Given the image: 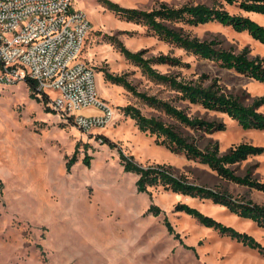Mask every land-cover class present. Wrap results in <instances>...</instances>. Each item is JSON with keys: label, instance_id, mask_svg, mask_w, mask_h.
I'll list each match as a JSON object with an SVG mask.
<instances>
[{"label": "rangeland", "instance_id": "rangeland-1", "mask_svg": "<svg viewBox=\"0 0 264 264\" xmlns=\"http://www.w3.org/2000/svg\"><path fill=\"white\" fill-rule=\"evenodd\" d=\"M125 8L150 10L158 2L170 5L202 3L222 5L231 14L249 16L264 25V15L244 13L224 0H111ZM73 6L86 13L92 28L82 59L96 72L100 96L116 111L108 126L84 133L71 121L59 116L48 103L30 96L26 81L13 85L0 82V264H264V256L242 243L200 225L194 218L176 210L187 204L217 221L255 237L264 246V229L238 217L209 199L190 198L150 187L140 193L139 176L126 172L119 150L143 167L166 166L191 183L227 192L235 199L250 200L264 206V191L220 178L208 166L174 154L155 136L139 131L123 108L133 105L148 117H157L179 127L204 149L218 142L221 152L243 143L264 147V130H243L226 115L205 112L177 102L190 116L219 120L226 130L213 134L193 131L177 124L163 112L148 107L119 85L104 78V70L127 74L138 89L169 98L171 94L144 77L108 41L115 36L131 51L149 49L150 55L167 53L171 47L153 36L144 26L128 22L106 9L97 0H73ZM202 40H215L220 47L236 53L248 48L251 57L264 58V45L246 32L210 23L186 27ZM191 64L189 69L157 66L160 72L177 73L188 78L202 74L219 79L226 93L246 104L264 97V84L218 64L199 60L176 49ZM42 98L43 95H37ZM264 111V105L260 108ZM82 114L93 115V109ZM105 136L117 145L110 148L100 141ZM79 145L77 161L70 170L67 162ZM90 156L87 166L83 161ZM240 176L250 174L264 183V154L251 157L235 167ZM154 204L163 211L148 214ZM165 219L179 239L169 233Z\"/></svg>", "mask_w": 264, "mask_h": 264}, {"label": "trees", "instance_id": "trees-1", "mask_svg": "<svg viewBox=\"0 0 264 264\" xmlns=\"http://www.w3.org/2000/svg\"><path fill=\"white\" fill-rule=\"evenodd\" d=\"M106 9L116 15L144 26L148 32L159 41L169 45L171 50L167 53L150 55L149 49L138 52L129 50L115 36L108 37V41L130 63L139 68L142 75L150 82L166 90L171 94L169 98H162L158 94H149L140 91L133 82L128 80L127 74L115 75L104 70L106 81L123 87L134 98L145 105L176 121L177 124L193 131L213 134L226 130V124L219 120H208L198 116H190L186 109L180 108L175 103L180 102L189 107H198L205 112H214L226 115L235 121L243 130H264V111L260 108L264 105V97L256 99L252 104H244L239 97L226 93L219 79L202 74L195 78H188L177 73L160 72L157 66H167L169 69H189L191 64L185 62L182 56L174 55L176 49L182 50L187 55H192L199 60L212 61L220 67L232 70L240 75L264 84V58L251 57L248 48L236 53L220 47L217 41L202 40L192 35L186 27H199L210 23H218L232 27L237 32H246L253 40L264 45V25L253 20L249 16L231 14L222 5L208 6L202 3H185L182 5H170L164 1L158 2L150 10L138 8H125L111 0H97ZM230 6H237L244 13L264 15V0H224ZM30 96L40 102L37 96L35 83L26 80ZM42 101L48 102L47 96ZM124 115L131 118L139 131L150 136H155L170 152L184 154L188 160H194L208 166L217 175L227 181L246 186L252 189L264 191V183L253 179L250 174L240 176L235 167L251 157L264 154V147L243 143L230 148L227 152H221L218 142L210 143L202 149L195 139L183 135L177 125L166 123L157 117H148L133 105L123 108ZM101 142L110 148H117L107 137L101 136ZM77 145L75 153L67 162L70 170L77 161ZM120 158L126 172L139 176L136 186L140 193H149L150 187L162 186L165 190L190 198L209 199L216 205L228 209L240 218L252 221L258 227L264 229V206L250 200L235 199L227 192L191 183L185 176H176L171 167L148 166L143 167L133 161L120 149ZM90 165V156L83 161ZM0 185L2 182L0 180ZM176 210L194 218L200 225L217 231L222 236L242 243L244 246L258 251L264 256V246L252 235L240 232L231 226H227L211 216L205 215L200 210L187 204H178ZM159 206L152 204L148 214L159 216L162 214ZM165 225L169 233L177 234L169 222L165 219Z\"/></svg>", "mask_w": 264, "mask_h": 264}, {"label": "built area", "instance_id": "built-area-1", "mask_svg": "<svg viewBox=\"0 0 264 264\" xmlns=\"http://www.w3.org/2000/svg\"><path fill=\"white\" fill-rule=\"evenodd\" d=\"M91 28L73 0H0V82L32 80L37 95L47 96L52 110L84 133L108 126L116 111L82 59ZM88 109L96 113H81Z\"/></svg>", "mask_w": 264, "mask_h": 264}, {"label": "crops", "instance_id": "crops-1", "mask_svg": "<svg viewBox=\"0 0 264 264\" xmlns=\"http://www.w3.org/2000/svg\"><path fill=\"white\" fill-rule=\"evenodd\" d=\"M95 111V110H94Z\"/></svg>", "mask_w": 264, "mask_h": 264}]
</instances>
